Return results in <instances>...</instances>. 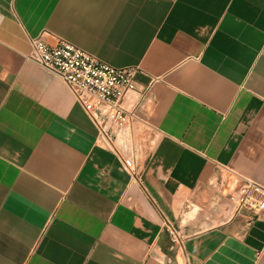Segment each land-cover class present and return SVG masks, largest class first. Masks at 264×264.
<instances>
[{
    "label": "crops",
    "instance_id": "crops-1",
    "mask_svg": "<svg viewBox=\"0 0 264 264\" xmlns=\"http://www.w3.org/2000/svg\"><path fill=\"white\" fill-rule=\"evenodd\" d=\"M42 34L139 68L137 178L28 60ZM231 171L264 185V0H0V264H264Z\"/></svg>",
    "mask_w": 264,
    "mask_h": 264
},
{
    "label": "built area",
    "instance_id": "built-area-1",
    "mask_svg": "<svg viewBox=\"0 0 264 264\" xmlns=\"http://www.w3.org/2000/svg\"><path fill=\"white\" fill-rule=\"evenodd\" d=\"M28 60L61 79L70 89L75 100L84 109L98 129L97 141L113 151L125 169L138 176L135 149L123 154L116 144L117 132L126 129L134 137V125L139 120L136 113L125 106V99L138 92L135 66L109 65L73 44L59 40L51 45L44 35L31 39ZM142 94L147 90L143 89ZM221 191H225L234 208V214L251 219L264 214V185L254 179L231 171L221 178ZM168 230L174 242L180 241L179 231L172 225Z\"/></svg>",
    "mask_w": 264,
    "mask_h": 264
}]
</instances>
